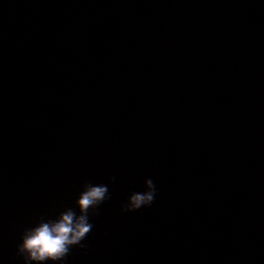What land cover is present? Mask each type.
Listing matches in <instances>:
<instances>
[{"label": "water", "instance_id": "water-1", "mask_svg": "<svg viewBox=\"0 0 264 264\" xmlns=\"http://www.w3.org/2000/svg\"><path fill=\"white\" fill-rule=\"evenodd\" d=\"M85 183L64 264H264V0H0V264Z\"/></svg>", "mask_w": 264, "mask_h": 264}, {"label": "clouds", "instance_id": "clouds-1", "mask_svg": "<svg viewBox=\"0 0 264 264\" xmlns=\"http://www.w3.org/2000/svg\"><path fill=\"white\" fill-rule=\"evenodd\" d=\"M114 181V177L111 178ZM146 191L133 192L122 211H134L149 206L155 199L156 186L151 178L144 180ZM110 198L106 184L94 185L85 183L83 190L75 201L79 212L66 208L54 219L41 218L35 226L25 229L17 252L24 259V264H45L46 261L64 264L73 246L83 247V241L91 232L93 225L89 219V211L94 214L99 206Z\"/></svg>", "mask_w": 264, "mask_h": 264}]
</instances>
